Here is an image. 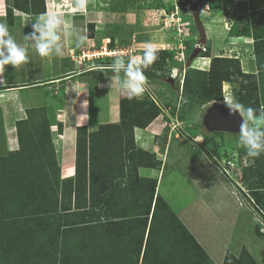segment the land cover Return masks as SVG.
Returning <instances> with one entry per match:
<instances>
[{"label": "rangeland", "instance_id": "1", "mask_svg": "<svg viewBox=\"0 0 264 264\" xmlns=\"http://www.w3.org/2000/svg\"><path fill=\"white\" fill-rule=\"evenodd\" d=\"M15 1L6 0L5 9L1 10L3 19H0V69L2 72H0V127L3 133L1 141L7 149L4 152L0 151V169L7 170V173L10 172L9 180L3 178L0 183V264H57V262L63 261V257L59 256L63 243L58 236L62 231L61 227L65 228L71 224L64 214L72 207L69 203H74L75 209H80L89 202L88 207H93L91 198H88L86 203L84 200L79 201L78 197L72 198L74 194L72 193L71 198L63 199L64 197H58L54 185L52 188L47 187L46 190L37 185L35 193L38 196L37 207L40 214L34 216L37 223H33L32 232H27L28 236L26 234L14 235L16 228L21 231L28 230L23 223H19L16 227L17 224H13L16 221L11 223L8 221L11 218L4 216L6 212L16 209L11 203L15 201L17 195L34 193V174L28 169L30 160L26 158L27 152L33 151L32 156L35 157L37 151L40 152L38 143L46 139L45 129L39 125L44 122L43 113H36L40 118L37 120L38 122L33 126L25 127V135L21 141L18 137V129L10 130L8 128L9 130L7 129L8 131L5 132L7 127L14 125L12 121L15 120L16 114L17 117L25 116V107L22 103H26L29 96L28 91L25 90L21 93V99L19 95L21 87L17 85L12 91V87L5 86V84L12 85L14 82L22 84L36 78L34 75H37L39 71L34 72L30 68L32 65L28 67L26 65L30 63L36 65L35 56L32 54V52H36V45H32V42L36 44L37 38L33 35L38 31L42 33L46 31V34L49 32L53 34L51 31L57 32L51 38L55 41L53 45L50 44L51 49L45 46L41 53L45 55V65L55 58L54 66H58L56 72L62 75L72 69H84L93 62L106 64L107 69L103 71L110 70L109 66L114 63L130 64V62L136 61L137 53H140L139 57L142 60V53L145 49L153 50L155 52L153 57L157 58H162L164 51H168V55L173 54L172 58L177 63V69L175 68L174 75V70L171 74L173 82L170 83V87L167 85L170 79L166 81L161 77L156 81L153 79V83L150 84V80L142 77L148 81L146 87L150 84V96L158 101L155 102L158 104L157 106H166L169 125L175 131L165 133L166 139L163 135L155 141L147 139L144 143L151 148L156 143L154 146L158 147V151L154 156L157 164L159 160L156 155L166 159V152L161 148L165 147L169 151L170 163H175V167L180 169V172L186 177L187 183L193 185L195 190L191 192L194 195L189 196L180 189L174 193L169 189L171 194L169 193L168 196L175 211H179L184 203L183 208L190 207L187 212L188 217L184 215V210L180 212L183 214L182 218L175 213L181 221L185 222L182 221L184 225L187 224L191 228L189 231L196 241L200 234L197 231V226H206L203 232L205 234L214 233L217 244L220 243L222 246L223 254L227 250L230 251L229 249L237 254L235 246L240 250L246 247L252 254L245 255L240 264H264V235L260 231L261 225L264 226V208L261 203V193L264 190V164L261 161L260 152L264 150L258 142L264 137L262 133L264 118L260 109H257L258 103L246 101V105H249L250 110L256 114L254 116L244 114L245 122L241 131H211L205 122V115L214 104H204L197 99L207 81L202 83L203 87L200 85L194 87L189 99L181 94L178 87V81L180 78L183 80L187 68H191L193 64L201 68H206L208 65L204 64L209 60L201 61V54L210 51L206 29L204 28V40L201 43L198 27L190 11L194 4L203 8L207 4V0H46L47 12L39 16L27 14L14 8ZM208 1L209 5L216 6L221 5L223 0ZM7 6L13 9V26L8 22L6 16ZM65 34L68 38L62 36ZM71 35H73L72 38ZM51 45L54 47L52 48ZM202 47L205 49L202 50ZM140 49L143 50L140 51ZM51 51L54 53L52 54ZM28 54L30 57L31 55L34 57L32 59L34 62L26 59ZM233 54L224 51L223 55L240 56V51L236 55ZM87 56L92 58H87ZM181 58L185 59L181 61ZM28 61L30 63H26ZM1 65L10 68L5 72V75ZM37 65L42 67L41 63ZM10 70L11 74H9ZM5 76L11 81H5ZM232 80V82L222 83L224 98L228 96L229 100L233 99L234 82H237L235 78ZM64 83L57 87L58 90L59 88L61 91L63 90L61 106L63 108L66 105H71L69 111H72L74 88H70L67 81ZM227 83V89H225ZM165 91H169L168 100L165 97L167 94L164 93ZM131 94H126L129 99L134 93ZM256 94L257 92L249 94V97ZM229 100L228 102L233 101ZM219 101L223 103V100ZM205 105L207 106L204 107ZM35 124L37 125L34 126ZM44 142L46 143V141ZM46 147L49 146L46 144ZM152 149L157 150L154 147ZM187 151L188 154H186ZM9 152L13 153L7 154ZM235 155H238V159H235L236 164L231 162ZM33 157L32 163L35 166L39 161ZM0 177H3L1 172ZM53 177L55 184L57 177L54 175ZM200 189L204 192L200 199L203 202L193 197L196 193H200ZM6 192L7 198H3L2 195L5 196ZM200 208L202 211L197 219L194 210H200ZM126 211L129 215L125 213L124 215L111 214L101 215L97 218L100 221L101 219L102 221L110 219L104 224H113L112 226L121 228L132 225L131 228H135L133 220H123L120 217L128 219L137 216L136 205L127 201ZM114 218L116 219L114 220ZM90 220H93V217ZM169 223H165V225L167 226ZM220 223L229 224L235 234L232 233L234 237L229 245L223 246L222 244L226 238H223L219 231ZM224 227L230 229L228 225ZM39 234L41 238L39 236L38 239L36 237ZM155 240L160 241L157 234ZM142 245L139 264H141L145 251L146 240ZM28 246L34 248L36 252L32 254L27 252ZM196 247L191 246L189 249H195L197 255L200 256L202 262L197 264H217L209 257L203 259V254ZM186 249L188 247H184L183 251ZM189 255L193 256L192 253L184 252L180 256L181 259L183 257L185 264L189 263L188 259L191 257ZM251 257L255 263L251 261ZM214 258L216 257L214 256ZM194 262H190V264H194ZM226 264H235V262L230 259V262H226Z\"/></svg>", "mask_w": 264, "mask_h": 264}, {"label": "crops", "instance_id": "2", "mask_svg": "<svg viewBox=\"0 0 264 264\" xmlns=\"http://www.w3.org/2000/svg\"><path fill=\"white\" fill-rule=\"evenodd\" d=\"M206 3L203 8H199V12L201 13L207 39L210 43V54L205 56L202 53L201 61H209L204 64L205 66L208 64L206 68H201L195 64L191 68L208 71L211 66V59L214 56L238 59L245 79L239 78L235 82V87L239 90L242 83L243 86H250L256 90L255 93L257 92V94L253 95L251 97L252 100L250 99L249 101L255 104L258 103L257 109H260V113L264 118V0H223L221 5L216 6L209 5L210 2L208 0ZM4 5H6V0H0V12L5 9ZM2 12L0 19L2 18ZM51 32L53 34L50 32L46 34V31L44 33L38 31L33 35L37 38L35 40L36 44L32 42V45H36V52H32L35 56L36 65L28 61L26 63L30 64H27L26 67L32 65L30 68L34 72L39 71L37 75L33 74L36 78L22 84L15 82L12 85L9 83L5 84V86L17 87L18 85L21 87L19 90L21 99L23 91L26 90L29 93L27 102L22 103L25 107V116L17 117L18 115L16 114L15 120L12 121L14 125L7 127L5 132L12 128L17 129L16 121L27 119L28 109L45 108L50 130V143L54 149L57 163L51 162L52 171L54 172L52 175L57 177L54 190L57 189L58 197H64L63 199L71 198L72 193H74L72 198L78 197L79 201L84 200L86 203L88 198H91L93 202L92 208L88 207L90 205L89 202L80 209H75L74 203H69L72 207L64 214L67 220L71 221V224H68L65 228L61 227L62 231L58 237L62 243L70 244L79 238L73 232L77 230L78 226H82L78 223L80 221H87L86 225H90L87 230H92L93 225L96 226L97 230L99 225H101L99 223L110 220H98L101 215H124V213L129 215L126 211V198H131L134 193L138 194V188H140V182L143 178L157 179L156 192L164 197L180 218L183 216V214H180L181 210H184V215L187 216L190 207L183 208L184 203L179 211H175L168 196L169 193L171 194L169 189L174 193H177L180 189L189 194V196L194 195L192 190L195 189L192 187L193 185L187 183L186 177L180 172V169L175 167L176 164L170 163L168 159L169 151L165 147H161L166 152V159L156 155L159 160L156 167L141 166L143 164L134 157L141 154L139 149L155 154L158 151V147L154 146L156 143L152 146L157 150H153V147H147L144 143L145 140L153 139L155 141L168 131L169 133L175 131L169 125L167 108L165 107L164 109L162 107L160 115L146 127L135 126L133 130L128 127H120L121 108L131 102V99L126 94L134 93L133 96H138V99L148 98L158 102L150 96V84L153 82L151 81L149 86L146 87L148 81L136 73L132 67L133 62L139 63L141 61L140 53H137L136 61H132L130 64H111L112 66H109L110 70L107 71H103L107 69L106 64L93 62V65H88L84 69H72L62 75L56 72L58 66H54L55 58H52V61L47 62V65H45V55L41 53L45 46L51 49L50 44L53 45L55 43L51 38L57 32ZM62 36L68 38L67 34ZM224 51L226 53H234L233 55L240 51V56L223 55ZM51 52L52 54L54 53L53 51ZM87 58L92 57L87 56ZM26 59L33 61L34 57L32 55L30 57L28 54ZM38 63H41V68L37 65ZM127 66L129 67L127 68ZM2 67L5 75V72L10 68L8 66ZM96 72L98 73L96 74ZM9 74H11V70ZM127 74L128 76H126ZM6 76L5 81L9 80L10 82L11 80L8 77L6 78ZM65 81L68 82L70 88H74L72 111H69L71 105H66L63 108L61 106L63 90L61 91L60 88L58 90L57 87L65 84ZM227 85L228 83L225 89H227ZM15 87L11 88L12 91ZM164 93H167L165 97L168 100L169 91ZM231 100L232 105L239 108L244 116V111L234 103V99ZM215 103L219 102L212 101L209 104ZM262 133L264 134V129ZM263 138L258 142L264 150ZM0 151H2V148H0ZM134 153L137 155H134ZM186 154H188V151ZM260 156L264 164V151L260 152ZM139 157L145 159L144 155H139ZM236 158H238L236 155L232 157L233 163ZM136 164L140 166L136 167ZM203 195L204 192L200 189V193H196L193 197L196 200H200ZM261 195L262 208H264V190ZM200 201L203 202V200ZM187 205L191 204L188 203ZM201 209L194 210L197 214V219H199L198 215L202 211ZM91 217H93V220H90ZM136 217L120 218L135 222ZM73 219H75V222H73ZM220 224L219 231L223 238H226L222 244L223 246L229 245L235 234L229 224ZM185 225L188 229H191L187 224ZM227 225L230 229L224 227ZM204 228L206 226H197V231L200 232L197 238L198 242L214 263L222 264L227 252H231L232 249L225 251L223 254V251H221L222 246L220 243L217 244L214 233L205 234L203 232ZM236 230L237 227L235 228ZM260 231L264 235L263 225H261ZM85 237L88 238V236ZM234 249L241 254L242 249L240 250L236 246ZM247 251L252 254L249 249ZM231 253L236 257L240 255H237L238 253L236 254L233 250Z\"/></svg>", "mask_w": 264, "mask_h": 264}, {"label": "trees", "instance_id": "3", "mask_svg": "<svg viewBox=\"0 0 264 264\" xmlns=\"http://www.w3.org/2000/svg\"><path fill=\"white\" fill-rule=\"evenodd\" d=\"M124 6L125 4L123 7ZM14 8L20 9L27 14L35 15H42L47 12L46 0H16L14 2ZM6 16L8 22H10L13 26V9L9 6H7L6 9ZM2 19L3 18H1V20ZM167 52L168 51H164L162 58H157L153 57V54H155L153 50L145 49L142 53L141 62L132 63V67L135 69L136 73L150 81L153 79L156 81L161 77L167 81L173 70L177 68V63L172 58L173 54L170 53L168 55ZM203 54H206L205 56H207L210 54V51ZM239 62L240 61L235 58L213 57L208 71L187 68L183 78V83L181 78L178 81V87L181 94L186 97V99H189L194 87L198 85L203 87L202 83L207 81L204 84L201 93L197 96V99L204 104L212 101L224 100L222 83L232 82V79L234 78L235 81H238L239 78L245 79V75L241 70ZM167 85L170 87V83ZM235 88L233 87L234 103H236L247 116H254L256 113L250 110L249 105H246V101L251 99V95L249 97V94H254L255 90L250 86H243L242 83L239 90ZM155 102L156 101L148 98L138 99L135 96L132 97L131 102L121 108L120 127H128L130 130H133L135 126L146 127L160 115L162 112V106L163 108L166 107L165 105L158 107V104ZM44 111L45 108L42 107L35 109L30 108L27 110V119L19 120L16 123L18 137L21 141L23 139V135H25V127L29 125L33 126L34 123L38 122L37 120L40 118H38L36 113H43L42 118L44 122L39 125L40 127H44V133L46 134V139L44 140L46 143L44 141H40L38 143L40 152L37 151V155L35 157L32 156L33 151L27 152L26 158H29L30 160L28 169L34 174V193H27L22 196L17 195V197H15V201L11 203L12 206L16 207V209L12 212H6L4 214L7 218H11V220L6 219L11 221V223L16 221L13 223L17 224L16 227H18L19 223H23V225L26 226L28 231H21L19 228L14 230V235L17 236L25 234L28 236L27 232H32L33 223H37L34 216H36V214H40V211L37 207L38 196L35 193L36 186L40 185L46 190L47 187L52 188L54 185V177L52 175L54 172L52 171L53 166H51V162L56 163V157L54 149L50 143V130L46 112ZM36 125L37 124L34 126ZM2 135L3 133L0 127V148H2V151L4 152L7 149L3 146L1 141ZM46 144L49 146L48 148L46 147ZM139 151L141 153L139 155H144L145 159L143 157H139L136 153H134V155L137 156L134 157L139 160L138 162L143 164L141 166H157L154 153H149L141 149H139ZM11 153L13 152H9L7 154ZM32 157L38 159L39 161L35 166H33ZM21 163L23 164V161ZM137 166L140 165L136 164V167ZM0 172L3 175V177H0V183L3 178H7L8 181L10 172L7 173V170L5 169H0ZM157 182V179L143 178L140 182V188H138V194L134 193V196L131 198H126V201H129L130 203L133 202L138 209L137 217L134 222L136 225L135 228H131L132 225L127 228H121L118 226H112L113 224L99 223L101 224L99 225V227L101 226L100 229L98 227L96 230V226L93 225L92 230H87V227L90 226L86 225L87 221H80L78 223L82 226H78L76 228L77 230L73 232V234L79 236V238H77L73 243L62 244L63 246L60 249L61 254L59 256L63 257V261L57 262V264H139L141 256L140 253L142 252V244L144 240H146V246L141 264H185L183 257L182 259L180 258L183 252L193 254V256L189 255L191 257L188 259V264L194 261V264H197L198 262L201 263V258L197 255L196 250L189 249L191 246L194 248L197 246L196 249L203 254V259L209 257L207 252L203 249V247H201L198 241H196L195 237L182 223L164 197L156 192ZM7 192L5 193V196L2 195L3 198H7ZM17 217L19 218L12 219ZM165 223L169 224L166 226ZM40 234L36 238L39 239ZM156 234L160 239L159 242L155 240ZM85 236H88V238ZM120 238L122 240H119ZM28 247L29 249L26 248L27 252L31 254L36 252V250L31 248V246ZM184 247H188V249L183 251ZM245 255H250L245 247L242 249L239 257L234 256L231 252H227L222 264L230 262V259L235 262V264H240ZM251 261L255 263L252 257Z\"/></svg>", "mask_w": 264, "mask_h": 264}, {"label": "water", "instance_id": "4", "mask_svg": "<svg viewBox=\"0 0 264 264\" xmlns=\"http://www.w3.org/2000/svg\"><path fill=\"white\" fill-rule=\"evenodd\" d=\"M190 11L198 27L200 42L202 43L204 40V24L198 5L194 4ZM171 82H173L172 76L169 80V83ZM205 122L211 131L239 132L243 129L245 120L241 111L235 105L220 102L215 103L207 110Z\"/></svg>", "mask_w": 264, "mask_h": 264}, {"label": "built area", "instance_id": "5", "mask_svg": "<svg viewBox=\"0 0 264 264\" xmlns=\"http://www.w3.org/2000/svg\"><path fill=\"white\" fill-rule=\"evenodd\" d=\"M181 46H182V45H181ZM202 48H203V47H202ZM204 49H205V48H203L202 50H204ZM184 59H185V58H181V61H183ZM176 69H177V68H176ZM176 69H174V74L176 73V72H175ZM177 73H178V71H177ZM174 74H173V75H174ZM176 75H177V74H176ZM225 100H229V97H228V96H225ZM217 102H219V101H217Z\"/></svg>", "mask_w": 264, "mask_h": 264}, {"label": "clouds", "instance_id": "6", "mask_svg": "<svg viewBox=\"0 0 264 264\" xmlns=\"http://www.w3.org/2000/svg\"><path fill=\"white\" fill-rule=\"evenodd\" d=\"M223 101H224L223 103H228V101H227V100H225V98H224V100H223ZM229 104H230V103H229ZM234 160H235V159H234ZM236 160H237V159H236ZM236 160H235V161H236ZM235 161H234V162H235ZM231 162H232V161H231ZM234 164H236V162H235Z\"/></svg>", "mask_w": 264, "mask_h": 264}, {"label": "bare ground", "instance_id": "7", "mask_svg": "<svg viewBox=\"0 0 264 264\" xmlns=\"http://www.w3.org/2000/svg\"><path fill=\"white\" fill-rule=\"evenodd\" d=\"M219 101V100H218ZM228 101V100H227ZM230 101V100H229ZM220 102V101H219ZM222 102H224V101H222ZM228 103H230V102H228ZM231 105H232V103H230Z\"/></svg>", "mask_w": 264, "mask_h": 264}]
</instances>
